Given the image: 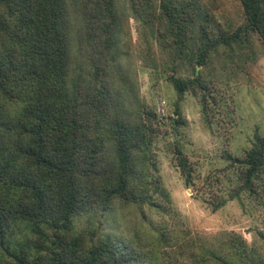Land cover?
Returning <instances> with one entry per match:
<instances>
[{
  "label": "trees",
  "instance_id": "obj_1",
  "mask_svg": "<svg viewBox=\"0 0 264 264\" xmlns=\"http://www.w3.org/2000/svg\"><path fill=\"white\" fill-rule=\"evenodd\" d=\"M238 1L243 26L216 37L201 26L193 47L188 34L200 16L194 1L159 0L161 16L153 19L163 40L173 35L172 56L181 59L190 52L196 72L213 50L245 42L250 31L264 46V0ZM154 4L0 0V264H187L186 259L264 264L238 236L231 237L230 246L214 248L165 224L119 242L108 237L94 242L74 231L78 215L143 202L157 210L162 209L158 197L167 199L150 172L158 118L140 101L121 62L125 11L150 18ZM87 47L90 53L79 68L78 57L86 56ZM100 56L113 59L115 79L107 76ZM167 79L176 107L189 92L198 97L210 124V104L217 101L212 86L198 73ZM177 108L171 123L183 126ZM171 151L185 185H192L194 166L183 145L173 143ZM222 157L237 168L238 183L228 198L209 202L213 210L227 199L258 196L264 189L258 182L264 175V136L255 134L242 157L230 152Z\"/></svg>",
  "mask_w": 264,
  "mask_h": 264
},
{
  "label": "rangeland",
  "instance_id": "obj_2",
  "mask_svg": "<svg viewBox=\"0 0 264 264\" xmlns=\"http://www.w3.org/2000/svg\"><path fill=\"white\" fill-rule=\"evenodd\" d=\"M154 1L157 17L148 18L146 14L137 18L129 9L125 11L121 62L132 75L140 101L158 118L150 172L165 189L167 199L158 197L162 209L157 210L149 202H143L115 205L103 213L95 210L78 215L73 219L74 231L83 232L94 242L107 237L119 242L141 237L144 231L165 224L169 229L207 241L214 248H226L231 237L238 236L250 253L264 260V189L258 196L243 193L239 199H227L217 210L209 204L228 198L229 189L238 183L237 168H229L222 153L242 157L255 134L264 136V46L258 35L250 31L245 42L213 50L196 71L216 94V103L210 104V124L204 122L198 97L187 92L178 106L185 124L173 126L176 93L167 78L170 75L192 77L197 73L193 70L195 64L190 52L181 59L172 56L174 37L168 35L163 40L159 34L155 20L161 13L159 0ZM191 1L198 5L200 16L192 22L188 34L190 47L192 42H198L196 37L201 26L216 37L222 32H233L245 23L238 0ZM90 50L87 47L86 56L79 55L77 67L84 66ZM100 59L109 79H115L117 66L113 65V59L104 61L102 56ZM113 88H118L117 82ZM176 142L183 145L194 166V181L190 186L185 185L171 151ZM258 182L264 188V175ZM186 262L191 264L188 259Z\"/></svg>",
  "mask_w": 264,
  "mask_h": 264
}]
</instances>
